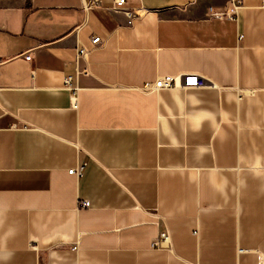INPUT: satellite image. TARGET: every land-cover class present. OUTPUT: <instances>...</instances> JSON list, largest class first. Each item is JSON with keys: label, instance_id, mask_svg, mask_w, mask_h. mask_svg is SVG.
Returning a JSON list of instances; mask_svg holds the SVG:
<instances>
[{"label": "crops", "instance_id": "0c3cea01", "mask_svg": "<svg viewBox=\"0 0 264 264\" xmlns=\"http://www.w3.org/2000/svg\"><path fill=\"white\" fill-rule=\"evenodd\" d=\"M84 1L0 0V264H264V0Z\"/></svg>", "mask_w": 264, "mask_h": 264}, {"label": "built area", "instance_id": "2783aa9c", "mask_svg": "<svg viewBox=\"0 0 264 264\" xmlns=\"http://www.w3.org/2000/svg\"><path fill=\"white\" fill-rule=\"evenodd\" d=\"M83 7L89 8L94 7L98 4V0H86L83 3ZM125 0H113L112 4L109 6V8L113 10H121L125 16H126V22L130 23L131 20L140 15L139 9H130L126 8L124 6ZM243 2L242 0H227L223 6L220 8H215L209 6L207 8V11L205 12V15L208 17H215V18H229L234 19L237 17V14L239 12V9L242 7ZM238 38L242 36L241 33H238ZM101 40L99 39V36L92 35L90 37V42L92 44H97ZM89 49L84 46H79L76 49V56H82L86 57ZM23 58L26 60H29L31 58V49H26L23 51ZM83 72H86V69H83ZM63 85L69 88L71 93V98L75 97L76 93V85L72 83L71 76L67 75L63 77ZM204 85H210L213 84L207 80L205 77L194 73V72H186L181 74H162L156 76L153 80L145 81L140 85V89L142 91H155L161 88H170V87H179V88H192V87H200ZM74 101V100H73ZM83 168V163H78L74 167H70L67 169V173L73 174V175H80ZM79 206H86L88 205V201L86 199H82L78 203ZM160 241H170L169 235L166 231H158L155 236L151 239V245L156 246L160 244Z\"/></svg>", "mask_w": 264, "mask_h": 264}]
</instances>
